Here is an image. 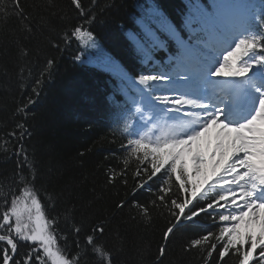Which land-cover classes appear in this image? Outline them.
<instances>
[{"label": "snow or ice", "instance_id": "6c2138e0", "mask_svg": "<svg viewBox=\"0 0 264 264\" xmlns=\"http://www.w3.org/2000/svg\"><path fill=\"white\" fill-rule=\"evenodd\" d=\"M72 3L87 15L80 0ZM12 6L20 18L28 19L20 0H13ZM235 7L213 3L209 11L193 4L183 22L188 33L185 39L155 0L143 5L138 28L128 32L142 65L135 77L100 51L90 29L75 25L65 33V40L96 48L100 53L95 58L97 66L113 73L118 81L109 101L126 136L121 148L143 165L135 173L141 178L138 187H145L163 172L169 186L160 187L164 195L158 199L165 202L173 179L184 194L182 199L170 200L174 219L163 239L167 241L186 221L215 214L223 225L219 234L207 232L191 240L186 250L207 245L208 257L217 252L221 261L235 255L238 264H264V9L223 15ZM164 37L176 43L174 54ZM159 51L169 57L168 64L157 62ZM23 127L17 125V129ZM7 136L16 138L17 133ZM22 153L24 159L17 164L22 187L18 194L4 198L0 212V242L4 245L0 264H80L79 253L73 255L59 246L57 221L46 215L33 184L35 176L22 175L29 166L23 145L12 154L19 157ZM201 201L204 203L198 206ZM124 206L123 201L117 205ZM73 231L79 234L80 229ZM93 231L102 235L104 228L97 226ZM210 238L220 242L219 248ZM86 241L99 264H112L111 252L93 235ZM22 242L30 250L18 259ZM159 252L163 257L165 247Z\"/></svg>", "mask_w": 264, "mask_h": 264}, {"label": "trees", "instance_id": "16d2710c", "mask_svg": "<svg viewBox=\"0 0 264 264\" xmlns=\"http://www.w3.org/2000/svg\"><path fill=\"white\" fill-rule=\"evenodd\" d=\"M80 2L87 15H82L72 0H20L28 17L25 21L16 14L13 0H0V212L4 210V198L18 194L22 187L17 164L24 156L12 153L23 145L29 166L22 175L35 176L33 184L46 215L57 221L59 246L73 255L79 253L80 264H99L87 244L89 235L111 252L112 264H238L235 255L223 261L217 252L208 257L207 245L186 250L191 240L207 232L219 234L223 225L215 214L186 221L167 241L163 239L174 219L170 200L182 199L184 194L173 179L165 202L158 199L164 195L160 187L169 186L164 183L167 177L163 172L145 187H138L141 178L135 173L143 165L121 148L126 136L116 123L114 105L109 101L118 81L113 73L97 66L95 58L100 53L96 48H85L75 39L65 40V33L75 25L90 29L100 51L135 77L142 66L128 32L138 28L142 6L152 0ZM155 2L181 32L185 17L196 3L204 8L213 3H243L224 12L225 16L239 15L238 9L246 13L264 9V0ZM161 52L156 53L158 63L166 56ZM49 60L54 63L49 65ZM18 124L24 127L17 129ZM12 132L17 133L16 138L7 136ZM122 201L125 206L118 208ZM101 225L102 235L93 231ZM74 228L80 229L79 234ZM210 243L219 248L220 242L210 238ZM161 247H165L163 257ZM29 250L22 242L17 258Z\"/></svg>", "mask_w": 264, "mask_h": 264}, {"label": "rangeland", "instance_id": "374dc122", "mask_svg": "<svg viewBox=\"0 0 264 264\" xmlns=\"http://www.w3.org/2000/svg\"><path fill=\"white\" fill-rule=\"evenodd\" d=\"M212 79H215V77H213Z\"/></svg>", "mask_w": 264, "mask_h": 264}]
</instances>
